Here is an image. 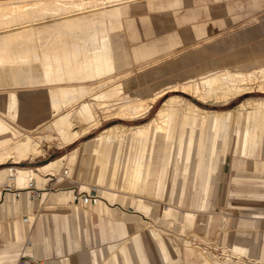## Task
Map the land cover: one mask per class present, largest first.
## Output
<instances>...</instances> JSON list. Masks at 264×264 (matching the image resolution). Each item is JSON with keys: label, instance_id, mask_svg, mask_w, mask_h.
Instances as JSON below:
<instances>
[{"label": "crops", "instance_id": "obj_1", "mask_svg": "<svg viewBox=\"0 0 264 264\" xmlns=\"http://www.w3.org/2000/svg\"><path fill=\"white\" fill-rule=\"evenodd\" d=\"M206 1H198L202 2V6L192 3L189 6L186 0H174L173 6L151 10L171 11L172 19L160 18L155 21L151 17L145 27L140 23L137 27L139 39L135 42L123 30L124 44L116 42L121 50L118 67L126 70L136 68L123 79V89L138 94L140 98H150L164 88L214 71L252 70L264 66V11L249 23L227 28L225 20L220 17L225 12H221L224 5L219 0H213L221 8V11L216 10L217 21L211 12V21L199 22L200 19L204 20V14L211 16L209 11L207 13ZM182 8H185L183 13ZM193 9L198 13L196 20L178 22L180 19L177 15L182 16ZM174 10L178 11L175 15ZM140 17L137 16V20ZM189 23L192 24L187 27ZM120 24L121 27L116 29L124 28L123 18ZM149 29L150 34L145 35ZM142 41H148L158 50L155 55L137 61L132 47ZM93 82L80 80L73 83L83 94L77 97L75 104L89 97L87 89L89 85H95ZM50 89L51 86L47 90L31 89L18 94L16 122L23 130L36 129L54 116ZM159 102L153 105L147 116ZM165 144H162L163 148ZM93 145L94 137L80 143L73 169L66 165L65 172L44 174L41 189L44 192L38 197L31 188L13 190L8 202L0 203V257H7L2 264H16L22 254H26V259L32 256L39 264H140V254L145 264H264V162L259 159L262 155L248 158L237 151V145L233 151L227 145L228 151L222 155V144L210 187H207L206 179L202 183H195L192 176L194 167L191 168L192 194L196 196V202H201V241L207 242L205 239H210L212 234L214 236L212 226L215 223L219 227L224 225L221 234L228 254L219 260L207 251L212 245L203 244L207 249L203 250L182 236L189 233L188 229L196 228L198 211L189 208L180 210L187 197V179L183 178L177 192L173 181L168 188L166 170L164 178L160 171L161 154L153 163V175L142 181L137 191H131L127 189L128 177L117 180L111 177L119 149L114 142L106 160V177L99 190L125 197L124 204L118 200L111 201L101 193L88 208L77 202V188L83 184H97L99 180L100 167ZM130 145V142H125L122 147L123 167L128 164L125 159L129 155L141 156V146L134 150ZM226 181L230 183V192L225 188ZM168 191V204L163 206L162 217L156 213L154 217L161 222L160 225L149 216L155 207L161 206ZM140 200L148 204V212L137 208ZM226 201L231 204L230 209L225 207ZM216 202L224 205L218 212L221 216L218 221L209 214ZM169 209L174 211L172 216L166 217ZM188 212L196 215L191 223L183 222ZM172 218L174 222H179L178 232L175 230L174 239L168 238L163 245L157 232L160 235L166 232L161 228L163 226L171 229L174 223ZM150 227L154 229L153 232L149 230ZM153 236L160 240L157 242ZM27 240L30 243L27 244ZM203 253L207 254L209 261ZM234 255L238 257L234 258Z\"/></svg>", "mask_w": 264, "mask_h": 264}, {"label": "bare ground", "instance_id": "obj_2", "mask_svg": "<svg viewBox=\"0 0 264 264\" xmlns=\"http://www.w3.org/2000/svg\"><path fill=\"white\" fill-rule=\"evenodd\" d=\"M133 1L53 0L51 2V0H39L38 2L37 0V3L32 4L34 8L32 10L30 7L28 8V5L27 7L16 5L10 7L8 11L0 10V85L43 83L51 86L54 107V118L49 121L54 129L53 134H38L37 136L38 129L43 125L22 133V128L16 124L18 104L16 91L10 90L5 102L0 100V165L9 164L0 167V203L8 202L10 192L13 190L31 188L33 194L39 196L41 192H44L41 190L44 174L65 172L64 169L69 160V166H72L73 169L78 148L34 168L17 165L22 162V157H27L29 153H41L43 146H41V138L44 135V137H48L46 139L58 136L59 148L66 147L90 134L94 128L102 125L103 120L115 117L122 119L126 116L130 118L146 117L153 105L162 98L164 99L161 101V105L145 123L139 125L118 123L102 129L94 136L92 148L97 156V165L100 167L99 180L97 184L88 186L83 184L82 187L77 188L75 195L77 202H80L79 194L91 192L93 201L101 193L111 198V201L118 200L124 204L125 197H117L115 194L99 190L106 177L108 165L106 160L114 142L117 143L119 149L111 177L113 180L121 179L123 176L128 177L127 189L131 191H137L141 182L153 175L151 170L153 163L160 157V153L155 152V146L157 143L162 145L161 142L165 141H170L165 165L166 175L171 167V162L174 161L172 155L178 153L180 157L181 150H184L183 178L186 180L191 175L193 166L192 176L195 183H202L206 179L207 187H210L220 159L218 150L223 148L221 140L223 139L222 142H225L222 149V155H224L228 151L227 145H229L226 142L227 136L224 134L230 130L229 128L235 120L239 126L237 151L248 158L262 155L264 142L263 94L244 98L237 106L221 110L197 104L181 94L173 93L166 98L165 96L169 91L182 87L180 89L182 92L192 94L204 104H207L209 100H215L213 103L217 101L229 103L255 91V88L264 92V66L249 71L228 69L214 71L189 79L179 85L164 88L150 98L132 97L124 92L121 81H118L120 78L127 77L130 70H126L127 68L122 70L123 68L118 67L121 53L112 34L118 29L112 28L110 23L119 25L123 17H126V20L129 19L127 13L132 12L131 9H140L144 5L148 11L175 5L174 0H146L144 5L138 3L137 6H132L130 3ZM260 2L262 0H254V6ZM262 3L264 4V0ZM37 8L49 13V16L52 17H50L51 21L39 20L36 17ZM229 9L231 8L229 7ZM177 13L178 11L174 10L173 15ZM177 18L180 19L178 22H189L196 20L198 13L193 9L182 16L177 15ZM130 20L127 21L128 28L134 41L139 39V34L136 24L133 25ZM136 22L138 21L136 20ZM44 32L49 35L46 40L48 48L38 51L41 45L39 43L40 36ZM150 32V29L146 30L145 35ZM66 35H70L71 38L63 42L58 41L62 36L67 38ZM54 41H57L56 45L50 47ZM132 49L137 61L155 55L158 50L148 41H142L134 45ZM36 63H38V67L34 68ZM80 80L99 81V86H97L100 88L112 84L110 89H102L98 93L94 91L95 85H89L87 89L94 100H99L98 106L102 108L103 116L98 114L94 103L85 100L81 101L78 107L66 110V107L75 105L77 97L83 95H81L82 91L78 86L73 84ZM254 82L256 83L254 84ZM185 124L189 129L186 132V146L182 149ZM36 130L37 133H35ZM41 130L43 128L39 129L40 132H42ZM174 139L178 141V150ZM125 142H130L131 148L134 147V144H138L145 153L141 151V156L129 155L128 159H125L128 164L123 167L121 166V155ZM160 147L157 149H161ZM194 156H196L195 160ZM137 208L148 212V204L144 200L139 201ZM172 211L174 209H169L166 212V217L172 216ZM195 216V213L188 212L183 222L191 223ZM174 224L176 225V227L173 226L175 229L179 228V222H174L172 225ZM157 236L165 245L164 237L158 232ZM189 242L193 243L192 240ZM209 242L199 241L198 243L197 241L193 244L207 250L204 245ZM6 258L1 256L0 264Z\"/></svg>", "mask_w": 264, "mask_h": 264}, {"label": "rangeland", "instance_id": "obj_3", "mask_svg": "<svg viewBox=\"0 0 264 264\" xmlns=\"http://www.w3.org/2000/svg\"><path fill=\"white\" fill-rule=\"evenodd\" d=\"M1 2H0V10H4V11H8L9 9H10V7H14V6H16V5H20V6H26L27 7V5H28V8L30 7V9L32 10V9H34L33 7H32V4H34V3H37V0H14V2H13V0H0ZM25 1V2H24ZM28 1V2H27ZM35 1V2H34ZM53 0H51V2H52ZM135 1V2H134ZM132 3H130V5H132V6H137V4L138 3H142L143 5H144V2L146 1V0H134ZM187 2H189V6H191L192 4L194 5V6H197V5H199V6H202L201 4H202V2H195V0H186ZM220 2H221V4H223L224 5V7H223V11H221V8H218L217 7V5H218V3H214L212 0H209V1H207V2H205V3H207V6H208V8H207V13H208V11L210 12V15H211V12H212V14H213V16H214V19H216V21H217V17H216V15H217V11L216 10H218V9H220V11L221 12H225V13H223V15H220V17L221 18H223L224 20H225V22H226V26L225 27H227V28H229V27H233V26H239V25H242V24H245V23H249V22H251V21H253V20H255L256 19V17L258 16V15H260V13H262L263 11H264V4L262 3L263 2V0H262V2H260V4H257V6H254V0H219ZM4 2V3H3ZM7 2V3H6ZM10 3V5H9V3ZM18 2H20L19 4H18ZM21 2H23V3H21ZM38 2H39V0H38ZM186 2V3H187ZM192 3V4H191ZM209 3V4H208ZM212 3V4H211ZM214 3V4H213ZM2 4V5H1ZM7 4V5H6ZM12 4H14V5H12ZM226 4H227V6H226ZM263 4V5H262ZM8 5H9V7H8ZM230 5V6H229ZM215 6V7H214ZM25 7V8H26ZM229 7L231 8V9H229ZM206 8V7H205ZM218 8V9H217ZM29 9V10H30ZM38 10V13H36V17L37 18H39V20H45V22H49V21H51L50 19L52 18L51 16H49L50 14L49 13H46L45 11L43 12V11H41V10H39V8H37ZM132 10V12H128L127 13V15H129V16H127L129 19H131L132 20V22H133V25H135L136 26V28L139 26V24H140V22H141V24L145 27V23L146 22H148V19H150L151 20V17L153 18V19H155V21H157V20H159L160 18H167V19H169V18H171L172 19V16L170 15V13H171V11H168V12H154V11H148L147 10V8H146V6L144 5L142 8H140V9H136V10H134V9H131ZM128 11H130V8H128ZM181 11H182V13H183V11H185V8H182L181 9ZM196 11V10H195ZM135 14V15H134ZM130 15H132L131 17H130ZM143 15H145V16H143ZM137 16H141L140 18H141V20H140V18H139V20H137ZM212 15L211 16H205V14H204V20L202 19H200L199 20V22L200 23H205V22H208V20L207 19H209L210 21L213 19L212 17H213ZM46 17V18H45ZM48 17V18H47ZM51 17V18H50ZM135 17V18H134ZM150 17V18H149ZM126 18V17H125ZM124 17H123V20H124V28L122 29V30H117V31H113L112 32V34H113V40H115L116 42H118V43H120V44H124V41H123V38H122V32H123V30H125L126 32L125 33H128V36L130 37V30H128L127 29V21L129 20H126ZM135 19V20H134ZM144 19V20H143ZM157 19V20H156ZM170 19V20H171ZM130 20V21H131ZM138 21V22H136L135 23V21ZM111 22V21H110ZM159 22V21H158ZM169 23H171V22H169ZM111 24V27L112 28H120L121 27V24H119V25H113V23H110ZM191 24L192 23H189L188 24V26L187 27H189V26H191ZM138 30V29H137ZM67 36V38L65 37V36H62L61 38H60V40H58V41H60V42H63V41H65V40H69L70 38H71V36L70 35H66ZM114 36H116V37H114ZM118 36V37H117ZM48 37H49V35L46 33V32H44V33H42L41 34V36H40V38H41V40H40V47H39V49L40 50H38V51H41V50H46L48 47V44H47V42H46V40L48 39ZM69 38V39H68ZM130 39L133 41V39L130 37ZM114 41V42H115ZM56 42L57 41H54V42H52L51 44H50V47H54L55 45H56ZM135 42V41H134ZM33 44V43H32ZM35 45H38V44H36V43H34ZM33 44V45H34ZM38 48V47H37ZM119 52H121V50H119ZM134 59H135V57H134ZM136 60V59H135ZM38 67V63H36V64H34V68H37ZM123 69H125V68H123ZM134 69H136V68H130V74H132V72L134 71ZM132 70V71H131ZM239 71H249V70H239ZM36 74H37V72H35ZM125 78V77H124ZM123 78V79H124ZM121 79V80H120ZM119 79V81L118 82H120L121 81V83H122V81H123V79L122 78H120ZM97 83V84H96ZM117 83V82H116ZM256 82H254V84H255ZM26 85V86H25ZM32 85V86H31ZM99 86V81H97V82H95V89H94V91H95V93H98V92H100L102 89L103 90H108V89H110V86L112 85V84H107V86L105 85L104 87H102V88H100V87H98ZM179 85V84H178ZM8 86V87H7ZM23 86V87H22ZM3 88V89H2ZM49 88V86H47L46 84H43V83H38V84H36V85H34L33 83L32 84H19V83H14V84H7V85H0V100H2L3 102H5L6 101V99H7V93L10 91V90H14V91H16L17 92V94H19V93H22V92H24V91H27V90H31V89H40V90H47ZM178 89L177 90H171V91H169L168 93H167V95L165 96V98L166 97H168V96H170V95H173V93L174 94H181V95H183L184 97H186V98H188V99H190V100H192L193 102H195V103H197V104H200V105H204V106H206V107H209V108H212V109H217V110H221V109H226V108H233V107H235V106H237V104L238 103H240L244 98H247V97H250V96H255V95H264V92H262V91H258L257 90V88H255L254 90L255 91H253V92H250V93H247V94H245L244 96H241V97H238V98H236V99H234V100H232L231 102H229V103H225V101H223V103L222 102H220V101H217V102H214L213 103V101H215V100H209L208 101V103L207 104H204V103H202V102H200L199 100H197L196 99V97L195 96H193L192 94H188V93H185V92H182L180 89H182V87H177ZM124 90V92L125 93H127V94H129L130 96H132V97H138V94H135V93H133V92H127L125 89H123ZM4 91H5V93H4ZM164 98H162V99H160V102L152 109V111H151V113L148 115V116H146V117H140V118H130V117H128V116H126V118H122V119H120L119 117H115V118H112V119H110V120H103L102 121V125L100 124L98 127H96V128H94V130H92V132L90 133V134H88V135H86V136H84V137H82V138H80L76 143H74V144H72V145H69V146H66V147H62V148H59V137L58 136H55L54 138H51V139H46V138H48L47 136L46 137H44L45 135H48V133L49 134H53V132L52 131H54V129H53V127H52V125H50L49 123L50 122H48V124L47 123H45V124H43V126H45V125H49V126H45V127H41V128H43V130H41L42 132H40L39 131V129H41V128H39L38 129V133H37V130L35 131V133H37V136H38V134H45L42 138H41V146H42V151H41V153H29L28 154V156L27 157H22V162L20 163V164H17V165H19V166H24V167H31V168H34V167H37V166H39V165H43V164H46L47 162H49L50 160H52V159H54V158H56V157H58V156H60V155H63V154H65V153H68V152H72V150H74L75 149V147L77 148L79 145H80V143L82 142V141H84V140H88V139H91L92 137H94L96 134H98L102 129H104V128H106V127H109V126H112V125H116V124H125V125H139V124H142V123H145L147 120H149L153 115H154V113L156 112V110L158 109V107L161 105V100H163ZM85 101H90V102H92V103H94L95 105V109H96V111L98 112V114H102V112H103V110H101L102 108L100 107V106H98V101L99 100H94L93 98H92V95L91 94H89V97H87V98H85ZM211 102V103H210ZM220 103V104H219ZM222 103V104H221ZM78 105L79 104H75L73 107H71V106H68V107H66L65 109L66 110H68V109H71V108H76V106L78 107ZM98 108V109H97ZM3 116V115H2ZM101 116H103V114L101 115ZM4 117V116H3ZM54 117V116H53ZM53 117L51 118V119H53ZM130 118V119H129ZM149 118V119H148ZM50 119V120H51ZM49 120V121H50ZM16 124H17V122H16ZM18 125V124H17ZM19 126V125H18ZM185 127H184V131H183V137H182V139H183V144H182V149H184L185 148V138H186V132H187V130L189 129L188 127H187V124H185L184 125ZM20 127V126H19ZM239 126H238V123L236 122V120L234 121V123L231 125V127L229 128L230 130H228V132H226V134H224V135H226L227 137H226V142H227V144H229L228 146L230 147V149H231V151H233V148H236L235 146L238 144V128ZM22 128V127H21ZM47 128V129H46ZM24 128H22V130H21V132L22 133H25V130H23ZM51 129V130H50ZM27 130V129H26ZM44 130H46L45 132H44ZM49 130V131H48ZM233 131V132H232ZM233 134V135H232ZM37 136H35L36 138H38ZM40 139V138H39ZM223 140V139H222ZM222 140H221V144L223 143H225L224 141L222 142ZM174 141V143H175V146H176V149L178 150V148H177V145H178V141H176L175 139L173 140ZM164 142H162V144H163ZM165 147L163 148V146L160 144V143H157L156 144V146H155V148H156V150H155V152L158 154V153H160L161 154V156H162V166H161V168H160V171H161V175L163 176V178H164V172H165V170H166V168H165V165H166V163H165V160L168 158V145L170 144V141H165ZM159 144V145H158ZM160 145H161V147H160ZM134 146V150H136L137 149V147H138V144H134L133 145ZM161 148V149H157V148ZM44 149V150H43ZM125 151H126V146H125V150H124V155H125ZM141 151L142 152H144V150L143 149H141ZM145 153V152H144ZM77 154V153H76ZM180 155V154H179ZM166 156H167V158H166ZM173 156V162H171V167H169V169H168V174H167V184H168V188L170 187V183H173L174 182V185H175V188H176V192L178 191V189L180 188V183L183 181V167H184V150L182 151L181 150V156L179 157L178 156V153H175V154H173L172 155ZM124 157V156H123ZM76 158H77V155H76ZM194 158V160L196 159V156H194L193 157ZM261 161H263L264 162V142H263V153H262V157L261 158H259ZM75 160H77V159H75ZM75 163H76V161H74ZM70 163V160L68 161V163H67V165H70L69 164ZM7 165H9V164H3V165H0V167H4V166H7ZM75 165V164H74ZM161 176V177H162ZM160 177V178H161ZM53 178H63V176H59V177H55V176H53ZM162 178V179H163ZM72 179L73 180H75V178L72 176ZM173 181V182H172ZM51 182V181H50ZM53 182V181H52ZM175 182H176V184H175ZM88 185H94V182H93V184H88ZM87 185V186H88ZM174 185L172 184V187H174ZM49 186V185H48ZM227 187V190H229L228 192H230L231 191V188H230V183L229 182H225V188ZM192 183H191V181H190V178L189 177H187V197H186V200H185V205L184 206H182V207H180V210H184V209H187V208H189V209H194V210H197L198 211V213H197V222H196V228H194V229H191V230H187L189 233L186 235H182V236H185V237H187V238H189L190 240H192L193 241V243L195 244V242H201V231H200V229H201V227H202V224H203V218L200 216V213H199V211H200V203L201 202H196V196L195 195H193L192 194ZM77 193V192H76ZM86 193V192H85ZM169 195V191H168V194H166V196L164 197L165 198V200H163L162 202H161V206H159V207H155L154 208V211H153V214L152 215H150L149 217H151V218H153V220L154 221H156L155 219H154V217H155V215L157 214V215H159V216H161L162 217V215H161V213H162V210H163V206L165 205V204H168V200L166 199L167 198V196ZM200 201H201V199H200ZM212 203H213V201H211ZM215 203V202H214ZM217 204L215 205V204H213V209H211V212L209 213V214H211L212 216H213V219H215V221H218V220H220L221 219V216H220V214L218 213L220 210H221V208H222V206H224L225 205V207L228 209H230L231 208V204L230 203H228V201H226L225 202V204L223 205V203H222V205H220V203L219 202H216ZM197 204V205H196ZM84 206V205H83ZM86 208H88V206H85ZM156 209V210H155ZM156 213V214H155ZM218 214H219V216H218ZM152 220V221H153ZM166 220V219H165ZM165 220H163V222L165 221ZM172 220V222H174V218H172L171 219ZM153 221V222H154ZM224 221V220H223ZM157 222V221H156ZM225 222H227L228 223V221H226L225 220ZM155 223V222H154ZM158 224H160L161 222H157ZM226 223V224H227ZM173 224V223H172ZM161 225V224H160ZM162 225H164V224H162ZM215 226H212L214 229H215V232H214V236H210V239H205L207 242H208V240L210 241L208 244H210V245H212L209 249H210V253L212 254V255H214L215 256V258L216 259H219V260H223L225 257H226V255L228 254V252H226L225 251V249H224V242H223V231H224V229H223V227H224V225L221 227H219L218 225H217V223H215L214 224ZM173 226H175L176 227V225L174 224V225H171V229H166L164 226L163 227H161V228H163L166 232H164L163 234H162V236L164 237V240H167L168 238H172V239H174V236L173 235H176V233L178 232V230H176V229H178V227L175 229V227H173ZM226 226V225H225ZM160 227V226H159ZM149 230H151L152 232L154 231V229L152 228V227H150L149 228ZM177 232H176V231ZM222 233V234H221ZM154 237V239L158 242L160 239L158 238V237H156V236H153ZM213 237H215V238H213ZM198 249V248H197ZM199 250L200 251H202L200 248H199ZM140 253H142V252H140ZM204 255H205V257L207 258V260H208V256H206L207 254L206 253H203ZM139 257H140V264H145L144 263V259L142 258V256H141V254L140 255H138ZM234 258H236V257H238L237 255H234L233 256ZM209 261V260H208ZM205 264H206V262H205Z\"/></svg>", "mask_w": 264, "mask_h": 264}, {"label": "built area", "instance_id": "obj_4", "mask_svg": "<svg viewBox=\"0 0 264 264\" xmlns=\"http://www.w3.org/2000/svg\"><path fill=\"white\" fill-rule=\"evenodd\" d=\"M93 193L91 192H83L81 194H79V201L82 203V205L84 206H89L92 201H93V196H92ZM27 244L30 243L29 240H27L26 242ZM26 254H22L21 257H19L18 261L16 262V264H39V262L34 259V258H29V259H26Z\"/></svg>", "mask_w": 264, "mask_h": 264}]
</instances>
